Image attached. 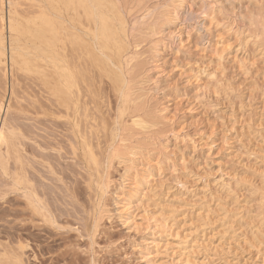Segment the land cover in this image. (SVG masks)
<instances>
[{"label":"rangeland","instance_id":"obj_1","mask_svg":"<svg viewBox=\"0 0 264 264\" xmlns=\"http://www.w3.org/2000/svg\"><path fill=\"white\" fill-rule=\"evenodd\" d=\"M119 1L128 24L123 61L136 58L111 70L134 77L131 99L140 105L125 109L112 81L85 63L91 85L82 106L99 124L91 121L90 136L83 128L100 171L81 151L73 156L72 127L39 82L7 62L0 73V127L5 118L20 131L34 192L15 190L13 160L0 168V264H264V0ZM154 5L166 21L151 38L140 18ZM19 6L28 16L29 1ZM137 117L145 129H132ZM130 145L141 154L118 194L129 164L107 158ZM99 183L108 186L103 197Z\"/></svg>","mask_w":264,"mask_h":264},{"label":"bare ground","instance_id":"obj_2","mask_svg":"<svg viewBox=\"0 0 264 264\" xmlns=\"http://www.w3.org/2000/svg\"><path fill=\"white\" fill-rule=\"evenodd\" d=\"M28 1L30 3V12L25 10L26 12H29V13H28V16L24 17L22 15V12H20V10H19V7H20L19 6V0H0V26H1L0 27V73H2V75L5 77V74H6L5 68H6V62H7L8 65L10 66L9 68L11 70H13V71L15 70V71L21 72V74L24 73V74H27L29 76H32V79L34 78L35 81L39 82L40 85L44 88V90L46 92L45 94H47V96L54 103V105H55L54 107L56 110L55 112L57 114H60L62 119L64 118L66 120V122L69 123L72 127L71 132L73 135L74 144L73 145L71 144L72 145L71 148H72L73 156L74 155L76 156L77 151H81L82 156L87 163V166L89 168H91L92 170L94 169V170L100 171V170H98V168L101 167V165H99V164L102 162V160H101V162H99L100 160L98 161L97 153L94 151V149H93L94 147H92L91 140L88 137V134L90 136V134H92L93 131H96V127L91 126V121H93V118L90 120L88 119L95 112L91 111L90 110L91 108L90 109L89 108L83 109V106H82L83 102H84L83 99L85 100V98L82 99V97H83L84 92L87 91V90H84L85 88L84 89H82V88L85 87L86 84L87 85H88V83L90 84V82L86 83V79H88V78L85 77L86 76L85 73L88 70L85 71L83 66L85 65V63L90 64L91 66H93V68L95 67V69L98 70L99 73H101L99 75H103V76H105V78H108L110 81H112L113 85L115 86V90L117 91L116 93H118V95L120 97V98L119 97L118 98H119V100L121 99V101H122L121 104L124 105L125 109L130 108V106H132V105L135 108V102H137V99L136 98L135 99L133 98L134 100L131 99V94H132L131 91L134 87H136L134 89H137V83H133V81L135 80V79H133L134 77L132 79L129 78L131 76L132 70H133V67H131L132 65L130 66L132 68V70H130L131 74H128V75H130L128 77L129 80H125V78L122 77V76H124L123 71H122V76H121V73L118 74V73H115L111 70L112 67L121 66V61H123L124 54L127 55V53H128V52L126 53L127 45L129 48V44H127V35H126V30H127L126 26L128 24L126 25L127 19L123 17V12H122V9L120 6L121 5L120 1L119 0H28ZM138 1H137V3H139L141 5V2H138ZM147 1H149V0H147ZM25 3H26V1H25ZM4 8L6 9L5 25H6V31H7V36H8V38H7L8 42H6L7 43L6 45H5V38H4L5 36L3 35V32L5 30V28H4L5 27L4 26ZM128 9H130V8H128ZM124 10H126L125 7H124ZM127 11L129 13V10H127ZM164 13H165L164 6L154 5V6H151L149 8H146L145 14L140 18V21L142 22V24H140L141 22H139V21H138V24H140L141 27H142V25L146 24L147 25V27L145 26L146 32L148 31L149 35L152 34L151 38H152V36L155 37L157 35L155 31H158V29H159L157 27H159V25L162 26V24L164 23V21H163V20H165L164 19V15H165ZM131 15H133V14H131ZM260 17H262V16H260ZM125 19H126V21H125ZM260 20H262V18ZM133 21H134V19H133ZM134 24H135V26L138 25V24L136 25V23H134ZM251 24H253V23H251ZM133 29H135V27ZM138 29H140V28H138ZM129 30L130 29H128V31ZM134 31L135 30H133V32ZM138 33H136V34H138ZM134 34L135 33H133V35ZM130 35L131 34H129V36ZM144 38L145 37H143V39ZM147 38L148 37H146V39ZM157 46H158V44H157ZM157 46L152 47V45H151L152 53L157 51V49H158ZM151 48H149V49H151ZM127 51H129V50H127ZM131 54H132V52L130 53V55ZM137 54H136V56H137ZM134 56H135V53H134ZM135 58H133V56H130V57L125 58L123 62L127 64V63H130L131 61H133V59H135ZM122 67H123V65H122ZM87 69H89V66ZM92 71H90V72H92ZM118 71L121 72V70H118ZM127 71L130 72L129 70H127ZM96 74H98V73H96ZM96 74H95L94 78L99 77L101 79L103 77V76H98ZM133 74H132V76H133ZM19 76H20V74H19ZM91 76L93 78V74H91ZM90 79L91 78L89 77L88 80H90ZM96 80H98V79H96ZM110 81H108V82H110ZM140 86L141 87H139V88L143 89V86H145V85L141 84ZM82 90H84V92ZM90 90L92 91L91 88H90ZM139 90H141V89H139ZM8 92H9V90H8ZM90 94H93V93L90 92ZM90 102H88L86 104L89 105ZM48 103H51V102H48ZM86 104H85V106H86ZM138 104L140 105V103H138ZM141 104H142V102H141ZM2 106L3 105L0 103V113L2 111ZM124 107H123V111H124ZM134 108L132 110V114L134 113L133 112ZM88 109L91 112H93V114L90 111L89 112L91 114H89L87 112ZM135 110L137 111V109H135ZM138 111H140V110H138ZM52 112H54V111H52ZM120 113H122V112L120 111ZM129 114H131V113L128 112L127 115L131 116ZM122 115H124V113H122ZM6 116H7V110H6ZM96 116L97 115L92 116V117L96 118ZM116 116H118V118H119V116H121V115L116 113ZM140 117H142V116H140ZM97 118H98V116H97ZM142 118L137 117L136 119L132 120V122H131V124L133 125L132 129L134 127H137L139 129H145V122ZM6 120L7 119L4 118V120L2 121L3 124L0 127V168L3 171V173H6L8 163L10 162V160H13L14 165H15L14 166L15 167V174L13 175L15 178L14 179L15 190L23 189L25 191L26 196L28 194V197L31 198L33 196L34 192L32 191V184L30 183L29 179L27 178L28 176L26 174L25 165H24L26 163L23 162V159H22L23 157H21V155H20L21 150H19L20 145L18 142V136H21V134H20V131H18V129L15 128V131H14L13 128L9 127V124L7 123ZM98 121L99 120H97V122L95 121V123L99 124ZM120 122H121V120H120ZM118 124H119V122H118ZM83 126H85L86 129L88 128V131H89L88 134H85V132H84L85 128H83ZM122 126H123V123H122ZM105 127L106 126H104V128ZM104 128L101 125L102 131ZM123 130L125 131V129H123ZM131 132H132V130H131ZM128 133H130V131ZM126 135H128V134H126ZM120 136H122V135H120ZM128 136H130V135H128ZM21 138H22V136H21ZM95 142H93V144ZM124 142H126V141H124ZM127 142H129V140ZM124 144H122V145H124ZM99 145L100 144H98V146ZM126 147H125V149H126ZM128 148H132L131 145H130V147H127L128 152H126L124 154L113 151L114 153L113 154L111 153L112 155L110 154L109 157L107 156L108 157L107 160H109V161L115 159L122 164L123 163L126 165L129 164L128 167L125 166L124 174L121 177V181L119 183L118 194H121L124 192V190L126 188L124 182L126 181L127 177L129 176L130 171L135 169L133 166L134 161H135L134 159L138 154H141V152H139V153H137V151L133 152L132 151L133 149H128ZM133 148H135V147H133ZM100 149H102V148H100ZM127 150H125V151H127ZM108 152H107V154H109ZM101 153H104V151H102ZM109 161H107V162L109 163ZM105 163H106V161H105ZM102 164H104V163H102ZM104 165H103V167H104ZM110 165H111V162H110ZM109 167L110 166L108 165V167H106V168H109ZM100 169H102V167ZM93 174H96V173H93ZM99 175H100V173H99ZM91 176H94V175H91ZM133 179H134V177H132V175L130 176V179H128L130 181L131 185H133V184L135 185V183L132 182ZM106 180L104 179V181H106ZM99 181H100V178H99ZM104 183H99V185L97 187L98 188L97 191H100L101 197H103L105 195V190L108 188V186L105 185ZM106 183H108V182H106ZM116 198L119 199V196H116ZM129 199H130V197H129ZM263 199H264V197H263ZM32 200H33V198H32ZM32 200L28 198L26 201L29 203L28 205H30L33 208V204H34L33 201L34 200L33 201ZM38 202H39V200H38ZM37 203H35L34 208H36ZM262 203H264V202L262 201ZM40 207H42V206L40 205ZM40 209L42 210V208H40ZM99 211H101V210H99ZM41 212H43V211H41ZM103 213L104 212H102V214ZM98 215H100V214L98 213ZM42 217L45 218L46 216L44 215ZM98 219H100V218H98ZM263 219H264V215H263ZM19 247H21V246H19ZM19 249L21 250L22 247ZM8 255L11 258V255L10 254H8ZM4 256H5V254H4ZM18 256H20V255H18ZM0 259H3V258H0ZM186 259H188V258H186ZM7 260L12 262V264H21V260L19 257H17V258L15 257L14 259H12V258L9 259L7 257ZM10 262L8 263V261H7L8 264H10ZM3 263H4V261H3Z\"/></svg>","mask_w":264,"mask_h":264}]
</instances>
